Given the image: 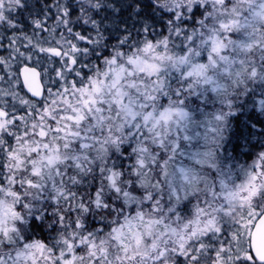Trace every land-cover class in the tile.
Returning <instances> with one entry per match:
<instances>
[{
	"label": "snow or ice",
	"instance_id": "snow-or-ice-1",
	"mask_svg": "<svg viewBox=\"0 0 264 264\" xmlns=\"http://www.w3.org/2000/svg\"><path fill=\"white\" fill-rule=\"evenodd\" d=\"M0 52V264H200L229 146L264 220V0H0Z\"/></svg>",
	"mask_w": 264,
	"mask_h": 264
},
{
	"label": "trees",
	"instance_id": "trees-1",
	"mask_svg": "<svg viewBox=\"0 0 264 264\" xmlns=\"http://www.w3.org/2000/svg\"><path fill=\"white\" fill-rule=\"evenodd\" d=\"M256 131H260V128L257 127ZM253 142H256V137L253 136ZM254 142V143H255ZM251 149V150H250ZM244 150V151H243ZM253 150V151H252ZM243 151V152H242ZM260 151L259 146H257L256 148H243L241 150H238L236 153H233L231 146L228 147L227 149V156L230 157L231 159H229L227 161L228 164L233 165V166H238L237 164H241V160L243 161V166L244 168L239 169L241 170V174L244 173H248L249 171H251V165H252V161L255 159L256 154ZM235 168V167H233ZM264 178V177H263ZM262 178V179H263ZM229 184L228 188L226 189V191L228 192L230 189H234V190H238L241 189L238 187L237 184H232L230 182H227ZM258 187V183L253 181V184L249 186V188H245L247 189L246 192L245 189H241L243 190L242 196L244 195V197H241V199H234L231 200L229 202V200H220L221 205L216 207V208H211V210L209 211V213L211 214V216L213 215H221V218H216L217 220V228H220L222 231L218 236H213L208 235L210 237V239L205 240V244L208 245V250L203 253L201 255V261L200 264H213V261L216 259L215 257V252L216 250L220 247V244L223 243V245L225 246V251L223 252V259L220 261V264H236V260L235 257L237 256L235 254V247L234 244L236 243V239L238 237V230L237 228L239 227L240 224L242 223H246V220L249 218H251L248 214L249 210L256 207L259 208L260 205L254 201H252L250 199V197L256 192ZM219 190V189H217ZM165 197V196H164ZM223 197V196H222ZM221 197V198H222ZM164 201H166V197L164 198ZM229 202V203H228ZM228 203L226 206H222V204H226ZM233 205L234 209H230V207ZM222 206V207H221ZM222 208L221 212H218L217 210L219 208ZM213 209H216L215 211ZM228 212H231V214H229ZM237 212H239L240 214H242V216L238 215ZM222 215H229V216H236L237 218H235L233 220V223H229L227 221H224V219H222ZM236 234V238L233 237V235ZM191 247H195V241L191 244ZM230 249V251H229ZM248 249H246V255H250L251 256V262L250 264H262L260 262H258L252 255V253H248ZM231 257V259H229ZM240 264H245L244 261H240Z\"/></svg>",
	"mask_w": 264,
	"mask_h": 264
},
{
	"label": "rangeland",
	"instance_id": "rangeland-1",
	"mask_svg": "<svg viewBox=\"0 0 264 264\" xmlns=\"http://www.w3.org/2000/svg\"><path fill=\"white\" fill-rule=\"evenodd\" d=\"M241 55H243V53H241ZM249 87L250 88L254 87V88L257 89V91H259L260 84L257 81L255 84H250ZM227 154H228V152L226 153V155ZM179 162H180V159L178 158L177 163H179ZM240 162H241V164H237L238 166H236V165L233 166L235 168H233V171L231 173V177H230V179L227 182L237 183L239 188L245 189V188H247V185H248L249 182H253V181L257 182V178L256 177L250 178L248 176V173L247 174L246 173L241 174V170H239V169L244 168V166H243V161L241 160ZM262 178H260V180L264 181V178L263 179ZM201 188H203V185H201ZM246 191H247V189H245L244 192H246ZM165 197H166V201H167V196L165 195ZM200 199H201V202L205 201V194L203 192H201V194H200ZM206 199H207V197H206ZM208 199H210V197H208ZM195 203H196V201L194 200L193 204H195ZM230 209H234L233 205L230 207ZM252 209H259V208L254 207ZM252 209H250L249 212H248L249 216H250V211ZM221 211H222V208H219L218 212H221ZM228 213L231 214V212H228ZM237 214L242 216V214H240L239 212H237ZM213 218H217V219L221 218V215H216L215 214V215H213ZM235 218H237V217L236 216H229V215H227V216L222 215V219H224V221H227L229 223H233V220ZM208 219L209 218L206 219L205 216H202V219H201L202 224H201V226L198 229L195 230L197 232V237H199V233L201 231H205L206 233H208L209 225H210L208 223ZM215 221H214V225L216 223ZM248 222H249V225H247ZM251 222H252V218H250V219L248 218L246 224H240L239 227L237 228L239 234H238V237L236 239V243L234 244L235 251H236L235 254L236 255H238V254L239 255H246V252H247L246 249L249 246L248 245V237H249V230H250ZM233 237L236 238V234H234ZM192 241H195V238H192Z\"/></svg>",
	"mask_w": 264,
	"mask_h": 264
},
{
	"label": "water",
	"instance_id": "water-1",
	"mask_svg": "<svg viewBox=\"0 0 264 264\" xmlns=\"http://www.w3.org/2000/svg\"><path fill=\"white\" fill-rule=\"evenodd\" d=\"M22 81L23 77H21ZM249 243L254 258L262 263L261 258L264 257V220H255L250 233Z\"/></svg>",
	"mask_w": 264,
	"mask_h": 264
},
{
	"label": "flooded vegetation",
	"instance_id": "flooded-vegetation-1",
	"mask_svg": "<svg viewBox=\"0 0 264 264\" xmlns=\"http://www.w3.org/2000/svg\"><path fill=\"white\" fill-rule=\"evenodd\" d=\"M0 55H3V53L2 52H0ZM21 66H23V65H21ZM0 75H4L3 73H0ZM22 83V82H21ZM0 87H7V85H6V83H2V82H0ZM26 148H27V146H26ZM252 170V169H251ZM257 171H259V170H257ZM256 183H258V182H256ZM232 184H237V183H232ZM253 184V182H249L248 183V185H247V187L249 188V186L250 185H252ZM238 185V184H237ZM228 186H229V184H228ZM217 189H219L218 187H217ZM217 191H219V190H217ZM230 192H235V191H237V190H234V189H230L229 190ZM228 191V192H229ZM227 192V191H226ZM243 192V190H241L240 191V197H244V195L242 196V193ZM206 197H207V199H206ZM222 197V196H221ZM217 198V199H212L211 197H210V199H208V196H206L205 195V200H212V206L211 207H208V208H206V211H210L211 210V208H216V207H218V206H220L221 205V202H220V200H222V199H224V200H227L228 201V199H225L224 197H222V198ZM194 201V200H193ZM230 202V201H229ZM228 202V203H229ZM200 203H201V206H204V202H201V199H200ZM228 203H226V204H222V206H226ZM221 206V207H222ZM220 207V208H221ZM218 211V210H217ZM206 217V219L208 218L207 216H205ZM213 217V216H212ZM251 218H252V222H251V225H250V230H249V237H250V233H251V230H252V228H253V225H254V220H255V218L254 217H252V216H250ZM254 218V219H253ZM202 219V217H200V220ZM216 220V218H214V221ZM216 223H215V227H216V225H217V220L215 221ZM246 223H247V220H246ZM246 223H242V224H246ZM247 225H249V222H248V224ZM213 226L210 224L209 225V230H208V233H207V235H211L212 234V232L210 231V229L212 228ZM249 237H248V248H250V243H249ZM194 241H192V243H193ZM205 242V241H204ZM191 243V244H192ZM252 253V252H251ZM253 255V254H252ZM254 257V256H253Z\"/></svg>",
	"mask_w": 264,
	"mask_h": 264
},
{
	"label": "bare ground",
	"instance_id": "bare-ground-1",
	"mask_svg": "<svg viewBox=\"0 0 264 264\" xmlns=\"http://www.w3.org/2000/svg\"><path fill=\"white\" fill-rule=\"evenodd\" d=\"M254 142H255V141H254ZM245 148H246V147H245ZM252 149H253V148H252ZM250 150H251V149H250ZM243 151H244V150H243ZM243 151H242V152H243ZM252 151H253V150H252Z\"/></svg>",
	"mask_w": 264,
	"mask_h": 264
}]
</instances>
